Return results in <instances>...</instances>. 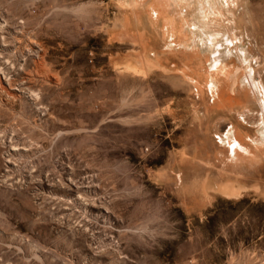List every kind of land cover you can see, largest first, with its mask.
I'll return each mask as SVG.
<instances>
[{
    "label": "rangeland",
    "instance_id": "rangeland-1",
    "mask_svg": "<svg viewBox=\"0 0 264 264\" xmlns=\"http://www.w3.org/2000/svg\"><path fill=\"white\" fill-rule=\"evenodd\" d=\"M152 1L0 0V264H264V0H213L218 95Z\"/></svg>",
    "mask_w": 264,
    "mask_h": 264
},
{
    "label": "bare ground",
    "instance_id": "bare-ground-1",
    "mask_svg": "<svg viewBox=\"0 0 264 264\" xmlns=\"http://www.w3.org/2000/svg\"><path fill=\"white\" fill-rule=\"evenodd\" d=\"M191 2V5H194V10H196V5H199V8L200 10H202V14H203V17L205 18L204 22H202V24H200V27H201V37H204L207 38V36L209 35V38H210V44H211V47L210 49L212 50L213 54L211 53L210 50H204V48H206L204 46V48L202 47V52L200 53H197L195 52L194 50H190L188 49L187 47L186 48H182L183 52H186L187 54L189 55H193V56H199V57H202L203 59H207V60H212L211 58L213 57L214 60L216 61L217 65H216V75H210V87L209 89L211 90V92L213 91H216L215 92V95H218L220 93V90H223L225 89L224 87V84L226 85L227 81L230 80L229 82H232L235 87L237 85H239V79H237V75H238V72L233 75L232 77L229 76V73L232 71V69L229 71V68H228V65L230 63V60L233 58H226L228 56H230L229 54H222V51L221 49H223L221 47L220 50H217L216 46L219 47L220 43L218 45H216L218 42V39H217V36H220V35H217L215 33H212L211 30H209V22H208V17L210 16V14L212 13H216L217 11H215L216 9H214L215 7V4H214V1L213 0H189ZM181 2V1H180ZM216 2V0H215ZM160 3V0H153L152 1V4H151V8L153 9V15L154 16H157L158 18L157 19H160L163 17V8L161 7V5L159 4ZM217 5V4H216ZM210 8V9H208ZM217 8V7H216ZM198 11V10H197ZM196 11V12H197ZM195 12V11H193ZM221 12V11H220ZM136 14V13H135ZM222 16V15H221ZM163 19V18H162ZM161 19V20H162ZM201 20V19H200ZM183 22L185 23L184 25H182L181 29H182V32L179 31V33H182L183 37H185V35L187 34V36H189V38H184L183 41H189L190 42V37L191 36H196L197 35V32L192 30L191 28V23L189 24L187 22V19H183ZM172 23V22H171ZM233 24V23H232ZM213 27V26H212ZM169 34H170V31H169ZM225 34V33H224ZM171 35V34H170ZM221 37V36H220ZM223 37V36H222ZM219 38V37H218ZM235 38V37H234ZM237 38L234 39V41L236 40ZM192 40V39H191ZM193 41V40H192ZM207 41V40H206ZM234 41H232V43H234ZM217 42V43H216ZM194 43V42H193ZM223 44V42H221ZM231 43V44H232ZM196 44V42H195ZM221 44V46H222ZM208 46V45H207ZM228 46H230L228 44ZM209 47V46H208ZM207 47V48H208ZM224 47V46H223ZM216 48V49H215ZM220 48V47H219ZM228 49V48H227ZM210 51V52H209ZM232 61V60H231ZM233 62V61H232ZM234 67V65L232 66ZM199 74V73H198ZM204 74H206L204 72ZM203 74V75H204ZM224 75V76H222ZM205 76V75H204ZM214 76V77H213ZM228 76V79H226L225 77ZM209 78V76H205V78ZM218 77V78H217ZM207 78V79H208ZM224 78L226 80H224ZM208 85V84H207ZM256 88V87H255ZM238 140V139H237ZM237 142V141H236ZM239 145V144H238ZM239 151V150H238ZM244 151V150H243ZM231 156V155H230Z\"/></svg>",
    "mask_w": 264,
    "mask_h": 264
},
{
    "label": "crops",
    "instance_id": "crops-1",
    "mask_svg": "<svg viewBox=\"0 0 264 264\" xmlns=\"http://www.w3.org/2000/svg\"><path fill=\"white\" fill-rule=\"evenodd\" d=\"M153 11V10H152ZM129 16V15H128ZM128 16H127V21H128ZM164 16V15H163ZM152 18V16H151V13L149 14V11L148 10H146L145 11V14H144V12H142V15H140L139 13H138V18L140 19V22L141 23H138V25H137V27H140V28H142L143 27V29L145 28V22H146V18ZM129 18L131 19V18H135L136 19V17H133V15H131V16H129ZM158 18V17H157ZM153 19V18H152ZM235 141L232 139V143H234ZM236 145V144H235ZM234 147V146H233ZM231 155V154H230Z\"/></svg>",
    "mask_w": 264,
    "mask_h": 264
}]
</instances>
